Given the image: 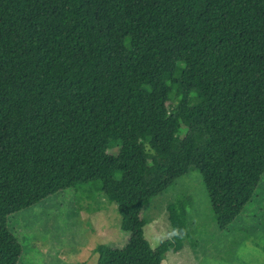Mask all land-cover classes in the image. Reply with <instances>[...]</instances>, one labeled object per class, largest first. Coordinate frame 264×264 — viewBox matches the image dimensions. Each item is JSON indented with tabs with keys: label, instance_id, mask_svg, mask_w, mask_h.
Masks as SVG:
<instances>
[{
	"label": "trees",
	"instance_id": "1",
	"mask_svg": "<svg viewBox=\"0 0 264 264\" xmlns=\"http://www.w3.org/2000/svg\"><path fill=\"white\" fill-rule=\"evenodd\" d=\"M191 170L229 232L264 175V0H0V264L24 251L12 215L83 185L130 235L108 264H163L193 199L169 203L156 248L146 207Z\"/></svg>",
	"mask_w": 264,
	"mask_h": 264
},
{
	"label": "rangeland",
	"instance_id": "2",
	"mask_svg": "<svg viewBox=\"0 0 264 264\" xmlns=\"http://www.w3.org/2000/svg\"><path fill=\"white\" fill-rule=\"evenodd\" d=\"M142 18L135 16L129 36L136 35ZM176 133L174 123L164 122L153 131L149 143L165 146ZM177 196L193 199L188 208L192 237L183 251L168 253L163 264H264V175L244 214L229 232H222L211 211L202 174L191 170L177 181L175 190L146 207L150 222L145 237L152 248L172 236L167 207ZM9 228L24 250L18 264H102V260L108 264L104 255L110 249L123 248L130 238L121 230L117 205L85 185L12 215Z\"/></svg>",
	"mask_w": 264,
	"mask_h": 264
}]
</instances>
